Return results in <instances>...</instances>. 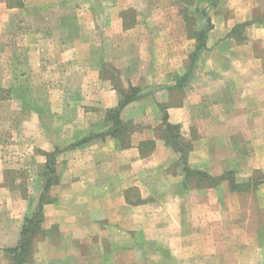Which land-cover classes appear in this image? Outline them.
Masks as SVG:
<instances>
[{"label": "crops", "instance_id": "obj_1", "mask_svg": "<svg viewBox=\"0 0 264 264\" xmlns=\"http://www.w3.org/2000/svg\"><path fill=\"white\" fill-rule=\"evenodd\" d=\"M107 2L89 11L92 21L75 11L70 44L49 36L70 32L66 13H53L61 24L42 28L45 40L30 28L31 52L61 44L62 55L50 61L57 69L29 79L49 82L46 96L56 100L47 116L24 108L29 118L17 122L14 136H0V264L10 263L6 250L18 245L25 217L43 197L25 264H136L150 259L141 242L167 249L178 264H264V0H222L189 70L184 42L163 11L145 9L144 21H127L123 5L151 0ZM71 50L75 56L64 57ZM135 93L120 112L133 129L127 147L111 135L76 144L86 132L106 130L108 110ZM185 168L221 180L186 188ZM247 191L255 195L252 221L241 213ZM187 195L204 199L185 205Z\"/></svg>", "mask_w": 264, "mask_h": 264}, {"label": "rangeland", "instance_id": "obj_2", "mask_svg": "<svg viewBox=\"0 0 264 264\" xmlns=\"http://www.w3.org/2000/svg\"><path fill=\"white\" fill-rule=\"evenodd\" d=\"M107 1L108 0H0V23L2 24V27H4V30H2V28L0 30L1 138L8 139L13 137L14 132H17V126H15L17 122L21 119L25 118L27 120L29 118L30 113L28 111L24 113V108L27 110L35 108L42 112L41 116L45 117L47 114L45 115L44 112H46L47 107H49V105L56 100V97L52 99L49 96H46L45 88H47L46 84L49 82L42 80L36 83H29V79L33 73L34 76H39L40 79H43L47 73L58 68L51 67L49 64L51 63V60L55 59L54 62H57L56 59L61 57L62 45L59 44V46L54 45V47L49 49H41L37 53H33V51L31 52L30 40H32L35 36L30 33V28L36 27L39 29V33L37 34L39 40L42 41L46 38L45 31H43L42 28L49 25L59 26L61 24L62 18L57 19L53 17V13H66L65 15H67V17L65 18L64 24L68 27L70 32L67 34L55 33L49 36L50 38L53 37V40L57 43H59V41L63 38H66L70 44V41L75 36V32L73 30L78 25L76 22L78 17L73 16L75 11L77 13L78 11L81 13V20L92 21V19H89V16H87L89 15V11L96 10L99 12L107 9L110 4ZM186 1L187 0H151L148 7L142 5L136 7L123 5L121 8L129 23L144 21L142 18L143 14L141 15V13L145 9L146 11L153 13L156 11H163L165 13V24L172 25L176 29L174 38L181 43H185H182V51L184 54H180L182 57H187L185 67L186 70H189L191 59L193 60L196 48L200 44L199 35L203 30V24L204 26L207 25V21L202 10L206 9L212 23L213 14L220 10L222 0H220L217 4L215 0H213V2L212 0H194L192 2ZM189 17L193 18L189 19ZM153 21H162V18L155 17ZM190 39L195 41L196 46L194 48L190 47L187 42V40ZM44 45L45 44H43V46ZM205 47L202 48L199 56H201L200 54H202ZM63 52L64 57L73 58L75 56L73 50L68 51V53L67 51ZM173 52L175 51H172L171 53L173 54ZM34 57H36L37 62L41 64L31 66L30 60ZM46 61H48L47 64L45 63ZM114 73L120 78V70H116ZM109 74H113L110 69ZM31 81H33V79ZM118 83L124 85L122 80ZM91 132L92 131L86 132L84 137ZM185 169L183 171L185 178L183 179L182 186L186 188H190L191 185L195 184H197L200 188H204L207 184H216V182L221 180L217 177L214 181H212L208 177H204V175H198L193 172L191 173ZM248 192L250 191L243 194L241 198V203L243 204V210L241 213H244L246 218H251L250 221H252L256 215L253 211L254 205L252 204L254 202L255 195ZM154 196L156 195L150 196V198L154 199ZM132 197L135 202L141 199L140 196L135 193L132 194ZM203 199L204 196L194 195L193 197H189V195H187L185 197V205H193V203L203 201ZM138 244L143 246L145 251L149 254L150 259L146 261L141 258H137L136 264H178L176 261H173L172 258H169L167 249L159 248L157 244L153 243L141 242ZM120 245L124 246L122 243ZM102 247L103 245H101L100 248ZM124 261L125 260H120V258H118V260H116V264L123 263ZM9 264H11V261ZM181 264H192V261L183 259Z\"/></svg>", "mask_w": 264, "mask_h": 264}, {"label": "trees", "instance_id": "obj_3", "mask_svg": "<svg viewBox=\"0 0 264 264\" xmlns=\"http://www.w3.org/2000/svg\"><path fill=\"white\" fill-rule=\"evenodd\" d=\"M194 0H187L186 2H192ZM220 0H215L216 4L219 2ZM213 2V0H212ZM205 19L207 21V25L204 26L203 24V30L200 32L199 35V40H200V44L197 47L196 52L194 53V57H193V63L195 61L198 60L199 58V53L202 50V48H204L206 46V37H207V33L210 30L212 23H211V19L208 15V12L206 11V9L202 10ZM193 18V17H189ZM248 24V22L246 23H242L239 24V26L241 28H243L244 26H246ZM137 96H139L138 93H135L134 95L131 96H125L119 103V105L115 108L109 109L108 110V118H107V124H108V128L100 133H90L89 135H87L86 137H84L83 139H81L80 141H78L76 144H81L84 142H87L97 136H105V135H111L112 137L116 138L119 141V146L121 148L127 147L129 145L127 139L129 138L130 133L133 131L132 128L129 127V125L127 123H124L123 120L121 119L120 116V112H121V108L130 100L136 98ZM175 126L171 125L169 123H167V129L169 131V133H173ZM148 143V142H147ZM146 142L142 143L144 146L147 145ZM150 143V142H149ZM141 145V152L144 154L145 151V147ZM153 146H150V149H152ZM50 163L48 165V172H52L55 168H54V158L55 156H51L50 157ZM185 170L189 171V172H193L195 174L198 175H204V177H208L209 179H211L212 181H214L216 178L214 177H210L209 175L202 173L201 171H196V170H192L189 168H186ZM49 185V184H48ZM232 188H238V185H235L234 183L231 184ZM42 202H44V197L41 200ZM41 204L38 206L37 210L35 212H33L30 215H27L25 217V222L23 224L22 227V233H21V238L20 241L18 243V245L16 247L13 248H8L7 254L11 259V264H25L30 260V257L32 255V251H33V236L41 229V224L43 221V205Z\"/></svg>", "mask_w": 264, "mask_h": 264}]
</instances>
